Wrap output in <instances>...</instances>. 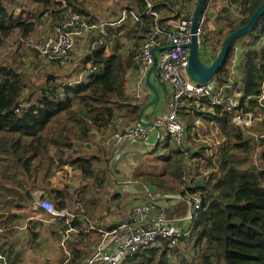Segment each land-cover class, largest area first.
<instances>
[{
    "label": "trees",
    "instance_id": "16d2710c",
    "mask_svg": "<svg viewBox=\"0 0 264 264\" xmlns=\"http://www.w3.org/2000/svg\"><path fill=\"white\" fill-rule=\"evenodd\" d=\"M29 1L42 11L32 17L21 11L15 20L12 11L4 5L5 0H0V48L15 29L22 37L32 33L44 12H49L55 20H62L69 10L80 17L85 15L73 0ZM130 1L131 8L127 9L144 13L143 0ZM157 1L161 3L157 4ZM175 1L155 0L154 8L160 13L161 9L172 7ZM262 1L252 0L244 10L247 15H241V20L229 27L226 36L243 27ZM23 15L34 19L28 20ZM176 16L178 18L179 15ZM143 17L140 23H135L136 27L141 26V31L136 30L141 32L136 35L141 43L151 25V18ZM167 21L160 15L159 23L165 24L162 26L166 27ZM87 23L90 24L89 21ZM106 34V31L102 32V45L89 51L83 60L86 73L83 81H71L73 77L68 75L62 77L63 82L48 85L50 80H56L49 75L47 86L23 95L26 85L21 77L11 68L0 67V212L10 208L26 210L34 202L35 191H44L57 210L68 209L69 201L65 195L68 186L59 188L52 183L56 174H61L65 167L79 173L85 180L94 179V184H103V173L95 171L96 157L82 155L86 154L82 143L88 141L93 131L106 130L117 117H137L141 109L132 103L127 87L130 73L138 71L136 56L128 54L124 57L113 51L106 53L103 41ZM226 36L218 45H211L213 56L201 50L200 60L204 64L215 59ZM239 40L242 41V51L236 56V74L232 75L231 82L229 65L234 55L232 50L213 79L220 86L230 83L231 88L225 93L239 95V107L227 111L224 105L211 106L201 101L197 104L205 110L201 113L194 109L193 101L183 103L198 112L197 116L211 122L217 130L221 143L217 170L208 174L207 179L203 177L200 187H194L198 179L184 177L182 152L175 148L172 155L165 158L174 172L171 182L177 188L182 187L181 195L201 192L202 202L193 214L189 236L178 243L181 248L164 244L161 249H147L128 257L122 264H264V139L254 142L231 124V118L239 108L254 114L257 110V97L264 86V13L251 31ZM247 97L250 99L246 100ZM166 144L168 146L169 142ZM258 148L261 149L259 166L253 161ZM200 156L203 154L192 155L193 159ZM20 218L19 214L5 210L0 214V226L5 229ZM59 221L64 222L61 223L62 231L66 226L76 228L80 225L76 220L70 223L66 219ZM8 233L12 235L11 230ZM32 236L38 235L32 233ZM1 258H7L8 264H17L14 262L17 255L8 250L5 255L4 247L0 246V263ZM68 259L62 263L82 262L75 253ZM20 262L21 254L18 252V264ZM2 263L6 264L4 260Z\"/></svg>",
    "mask_w": 264,
    "mask_h": 264
},
{
    "label": "built area",
    "instance_id": "2783aa9c",
    "mask_svg": "<svg viewBox=\"0 0 264 264\" xmlns=\"http://www.w3.org/2000/svg\"><path fill=\"white\" fill-rule=\"evenodd\" d=\"M145 3L144 13L139 14L132 9H123L116 23L125 24L131 20L133 23H140L143 16L151 18L150 30L137 50L138 71L143 76L153 64L152 56L155 55V75L163 82L170 94L168 113L159 116L153 121L138 119L129 125L122 135H116L117 141L127 140L130 143H137L145 147L155 146L166 142L178 148L183 160L188 156V150L184 140V125L179 118L182 107H187L185 101L207 102L211 106L224 105L227 111L239 107V95H226V89H230V83L219 85L215 81L207 84H198L192 81L187 73L188 49L185 47L191 38V21L193 12L182 14L178 21L168 20L166 27L159 23L160 13L154 8L155 0H143ZM216 0H207L196 29L197 45L201 52L203 29L207 22L210 7ZM108 23H101L98 26L90 25L77 14L71 13L67 19L61 21L54 33L45 37L33 46L34 52L42 59L53 63L66 61L75 48L77 30L91 32L109 27ZM80 33V34H81ZM90 35V49L93 51L102 45L101 34ZM239 48L235 43L232 46V53L236 58ZM237 62V60H236ZM235 73L233 69L230 75ZM236 74V73H235ZM230 77V82H231ZM250 99L247 97L246 100ZM259 113L244 112L242 108L235 111L231 118V124L243 131L245 136L257 138L248 134L253 123H264V90L257 97ZM257 111V110H256ZM145 123V124H143ZM161 129H164L162 135ZM207 176L208 172H202ZM195 187V185H194ZM190 208L184 221L189 222L186 229H181L173 221L166 217L164 209L158 210L151 215L152 198L148 195V202L138 204L134 207L132 217L121 221L110 230H100L101 242L86 258L84 264H122L128 257L141 254L147 249H161L164 244L169 247L176 246L181 239L189 236L193 227V214L201 205V192L196 191L188 195ZM31 209L33 212L43 211L48 217L55 220L72 219L76 214L68 213L65 210H57L54 205L43 198L36 200ZM66 254V261L69 260Z\"/></svg>",
    "mask_w": 264,
    "mask_h": 264
},
{
    "label": "crops",
    "instance_id": "0c3cea01",
    "mask_svg": "<svg viewBox=\"0 0 264 264\" xmlns=\"http://www.w3.org/2000/svg\"><path fill=\"white\" fill-rule=\"evenodd\" d=\"M76 2V0H73L74 4ZM251 2L252 0H216L214 5H218V8L229 9L231 13H234L236 10L238 11V15L241 14L242 16H246L247 11L244 12V10L251 5ZM80 9L83 10L82 8ZM83 11L86 16L90 15L89 12ZM33 15H31V17ZM90 16L93 17L92 15ZM208 16H210V13ZM23 18H25L24 15ZM107 23L111 24L109 27H112L116 21L115 23L107 21ZM107 28L108 27L105 29ZM82 33L86 35L88 32ZM82 47L83 49L80 54L85 57L90 49V36L82 44ZM235 60H237V58H235ZM234 70L236 71V66ZM145 76L146 73L142 76L139 71L131 72L127 82L128 93L130 99L133 101L132 103L139 105L141 109H143L141 118L147 121H153V119L168 113L170 94L168 92V96L163 93V90L159 84H157L158 81L152 74L150 77V84L158 95V100L152 103L151 101L154 99V94L151 88L145 83ZM135 119H137V117L125 119L117 117L106 130L99 132L93 131L88 141L82 143L86 153L82 155H93L96 157L97 162L95 171L97 174L103 173V184H94V179L85 180L79 173L72 171L69 167H65L61 172V174L64 173L62 176L63 179L56 181L55 177L57 174L53 178V185L59 188H64L68 186L67 184H70L67 180L68 176L72 178L73 175H75L78 183L80 182L78 192L75 189L73 190L70 184L71 188L65 193L67 197L66 201H69L68 209L65 211H70V213H76L77 215L75 218L66 220L69 221V223L76 220L80 224L79 227L72 228L71 226H66L62 231L61 223L64 222L59 220L54 222V219L48 217L43 211L33 212L31 206L35 202L36 193L42 192L43 195L47 197L44 191H35L33 193L34 202L24 210L26 212L25 214L20 215L21 218L19 221L15 219V222L11 223L14 224V227L6 226L5 229L0 227V231L2 232L3 230L7 233L15 229L14 233L17 232L15 240L17 242L18 230L22 231L23 234H26L28 231L31 236L32 233L37 234V237L32 236L33 242L38 245L39 250L43 249L38 252V255L44 256L43 259H45V262L48 264H52L53 260L58 263L57 260L59 261L61 259L60 256L57 257L59 251L61 256H63L64 253V259H66V254L69 256L73 253L79 255L82 261L81 264H84L86 258L101 242V234L99 231L110 230L121 221L132 217L134 207L138 204L147 203L148 195L153 199L151 203L152 216L155 215L158 210L164 209L166 213H168V218L173 221L175 225L181 229H186L189 222L184 221V219L187 217L190 201L188 195L185 194V196H183L180 194L182 187L177 188L175 186L174 190V187L171 185L173 183L170 177L174 174L172 169L170 168L168 175H166L163 173H153V171H144V169L141 168L142 161H145L148 155L157 152L159 146L164 147L166 143L163 145L159 143L158 146L155 145L153 147H145L137 143H130L127 140L117 141L115 139V136L122 135ZM186 148L188 150V145ZM189 152L191 156L197 153L193 148H191V151L189 149L188 153ZM161 156H164V154H161ZM190 167L193 169L192 166ZM195 173L197 175L195 179H198L201 183L203 182V177L207 179L208 175L199 177L200 174L198 171ZM192 174H194V172ZM59 177L60 175L57 176V178ZM165 177L170 180L169 183H163ZM158 184H160V186ZM147 185L151 186L152 189H148ZM169 185L172 186L170 190H173V192L163 189L164 186ZM142 195L145 196L143 197ZM41 198L45 199L44 196ZM45 200L51 202L52 199ZM76 209H79L80 212H76ZM16 214L18 215V212H16ZM42 216L45 217V219H43ZM13 240L14 239L11 237V250L17 255V259L14 260V262L18 264V244ZM4 243L5 255H7V250L10 248L7 238L4 239ZM11 256L13 257V255ZM47 260L50 261V263Z\"/></svg>",
    "mask_w": 264,
    "mask_h": 264
},
{
    "label": "rangeland",
    "instance_id": "374dc122",
    "mask_svg": "<svg viewBox=\"0 0 264 264\" xmlns=\"http://www.w3.org/2000/svg\"><path fill=\"white\" fill-rule=\"evenodd\" d=\"M59 1L60 0H56ZM62 1V0H61ZM75 3L76 6L82 8L86 12H89L90 15H81L83 19L86 21H89L91 25L98 26L101 23H107L117 21V17L119 13L125 9V8H131V2L130 0H76ZM198 0H176L172 7L161 9L160 15L161 18L165 20H173L178 21L182 14L194 12ZM63 6L64 1L62 2ZM161 3V2H156ZM4 5L10 9L15 17V20L18 19V17L21 15L19 12L22 11V13H27V16H31L33 14H39L42 11V8L33 5L29 0H12L9 3V0H5ZM66 7V5H65ZM24 9V10H23ZM210 16L207 17L206 25L203 29V38H202V52L207 53V55L213 56V54L210 51V48H212L213 45H218L223 40L224 36L227 35L229 27H231L233 24L236 25L240 20V15H238V11H234V13L229 12V9L226 8H218V5H213L210 7ZM72 13V10H69V12L66 13L64 16V19H67L68 16ZM179 15L178 18L176 15ZM25 16L26 19L29 17ZM244 16V15H243ZM91 17V18H90ZM34 19V18H32ZM28 19V20H32ZM14 20V21H15ZM62 20H55L53 19L49 12H44V15L36 21L35 28L32 33H30L26 37H22L21 33L15 29L10 37H8L3 45L0 48V67H7L13 69L19 77L23 80V82L26 85V89L23 91V95H26L29 91L41 87L47 86L46 79L49 77V75L54 76L56 80H50L48 85H54L57 83V81L63 82L62 77L71 75L73 78L72 80L78 79L83 81L85 77V72L83 71V60L84 56H82L80 53L83 49L82 44L87 40V38L94 32L98 33L97 36L99 37L102 32H107V38L103 41H105V51L106 53L113 51L122 55L127 56L128 54H134V56H137V50L139 46L141 45V41H137L136 35L141 34V26H135V23H133L131 20L127 21V23L121 25L118 23H115L112 27H108V30L105 28L98 29L91 31L87 33L86 35L80 34L81 31L77 30L79 35L76 37L75 42V48L70 53L68 59L64 61L63 63H53L48 62L45 60H42L33 50V46L44 39L45 37L51 35L54 33L55 29L58 27V25L61 23ZM127 24V25H126ZM129 25H130V31H129ZM165 25V24H162ZM137 30V31H136ZM80 37V38H79ZM227 37V36H226ZM137 43V45H135ZM210 43V44H209ZM235 44L240 47L239 51L241 50V44L242 41L238 40L235 42ZM212 45V46H211ZM232 64H230V72L235 68L236 66V60L234 55H232L231 58ZM89 65L86 66L88 68ZM80 70V71H79ZM235 75V73L233 74ZM80 77V78H79ZM231 77V75H230ZM1 79V78H0ZM262 90H264V86L262 87ZM154 98V95H153ZM194 109L200 111L201 113H204L205 110L200 108V105H197L196 102H193ZM187 106V105H186ZM259 107L256 111V115L259 113ZM189 112L188 114H186ZM198 112H194L193 110H190L188 107H182L180 111L179 118L182 121L184 125V140L186 146L188 145V151L191 148H193L197 153L203 154V156H200V158H194L191 156V153H188V156L186 157V160L184 159V170L185 175L184 177L186 179H195L197 177L196 171L200 174L199 177L203 176L202 172H208L209 174L215 173L217 170V165L220 157V140L217 130L214 128V125L211 124V122L206 121L201 116H197ZM162 135L164 134V129H161ZM248 134L255 135L257 138H251L252 141H258L259 139H264V123L263 122H257L253 123L250 130L247 131ZM91 142V140H90ZM165 144L164 147L159 146L157 149V152L152 153L151 155H148V158L145 159V161H142L141 168L144 169V171H153V173H163L168 175L169 169L171 168V164H168L167 160H165L166 155H172L171 151H173L174 146L169 143L167 146ZM76 149L80 152L79 148L76 147ZM84 152V148L82 149ZM261 152V149L258 148L256 152H254L253 161L255 165L259 166L260 162V156L259 153ZM161 154H164V156H161ZM184 158V156H182ZM174 159V158H172ZM192 161V163H191ZM193 169H191V167ZM154 167V168H153ZM192 171V172H191ZM57 178V176H59ZM63 174H57L55 177L56 181H60ZM187 175V176H186ZM67 180L70 182V184L73 187V190L75 189L77 192L80 188V182L75 178V175L73 177L67 178ZM169 179L165 177V180H163V183H169ZM63 183V182H58ZM70 184L68 185V190L71 188ZM179 186L182 184L177 183ZM174 187L175 185L171 184ZM164 186V190H169L170 192H173L170 190L172 186ZM171 186V187H170ZM148 189H152L151 186L147 185ZM155 195V194H154ZM47 198L45 195H43L42 192H39V196L35 198L36 200L41 199V197ZM143 197L145 195H142ZM4 199V197L2 198ZM52 204L53 201L51 200ZM54 205V204H53ZM9 212L16 213L18 212L19 215L25 214L26 212L24 209H18V208H10L5 209ZM5 210L1 213H4ZM76 212H80L79 209H76ZM168 213H166V217ZM43 219L45 217L42 216ZM169 219V218H168ZM54 222L56 220L54 219ZM17 224V223H16ZM19 226V224H18ZM2 227V226H0ZM9 227H14V224L9 225ZM15 229L12 231V235L10 236V233L7 232V234H4V232L0 231V246L5 247L4 239H8V243L10 244V248L8 251L11 250V237L16 240V233ZM65 240V239H64ZM17 242V241H16ZM18 252L21 254V262L19 264H48L45 262L46 260L43 259L44 256L38 255V252L43 249H38V245L33 242L32 236L28 231L26 234H23L22 231L18 230ZM175 247L181 248V245L178 244ZM63 249V248H62ZM63 253V251H62ZM60 256L61 259L56 263L55 260L52 261V264H62L64 260V253L63 256L59 254L57 257ZM11 258V257H10ZM1 263L4 260L7 263V258H1ZM63 259V260H62ZM171 260V258H169ZM48 261V260H47ZM139 262V260H136ZM50 263V261H48ZM134 264V263H130Z\"/></svg>",
    "mask_w": 264,
    "mask_h": 264
},
{
    "label": "water",
    "instance_id": "95a60500",
    "mask_svg": "<svg viewBox=\"0 0 264 264\" xmlns=\"http://www.w3.org/2000/svg\"><path fill=\"white\" fill-rule=\"evenodd\" d=\"M206 5V0H198L196 8L193 12L192 15V21H191V38L190 42L185 46L188 49V56H187V73L189 78L198 83V84H207L211 82L215 75L218 73L220 68L224 65L227 56L231 52L233 44L238 41L240 38H242L246 33L250 32L251 29L254 27L256 24L257 20L260 18V16L264 13V0L261 2V4L254 10V12L251 14L249 17L248 22L241 28L237 29L233 33L229 34L223 41L221 49L218 53V55L215 57V59L210 63V64H204L200 60V52L199 48L197 45V37H196V29L198 26V22L200 20V17L204 11ZM153 59V64L151 67L148 69L146 72L145 76V83L147 84L148 87L151 88L153 94H154V99L151 101L152 103L156 102L158 100V95L155 91V89L152 87L150 84V77L153 74L156 80L158 81L157 84L161 87L163 90L164 94H168V89L166 85L159 81L157 79V76L155 75V55L153 54L152 56ZM143 109H140L137 119L142 122L141 114H142ZM145 124V123H143ZM201 186V181H197L195 184V187H200ZM36 197L39 196V193H36Z\"/></svg>",
    "mask_w": 264,
    "mask_h": 264
},
{
    "label": "clouds",
    "instance_id": "9594fccd",
    "mask_svg": "<svg viewBox=\"0 0 264 264\" xmlns=\"http://www.w3.org/2000/svg\"><path fill=\"white\" fill-rule=\"evenodd\" d=\"M213 81V80H212Z\"/></svg>",
    "mask_w": 264,
    "mask_h": 264
}]
</instances>
